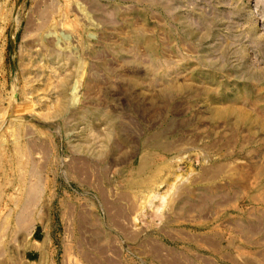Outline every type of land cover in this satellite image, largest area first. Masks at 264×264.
I'll return each instance as SVG.
<instances>
[{
	"label": "rangeland",
	"instance_id": "374dc122",
	"mask_svg": "<svg viewBox=\"0 0 264 264\" xmlns=\"http://www.w3.org/2000/svg\"><path fill=\"white\" fill-rule=\"evenodd\" d=\"M0 264H264V0H0Z\"/></svg>",
	"mask_w": 264,
	"mask_h": 264
}]
</instances>
